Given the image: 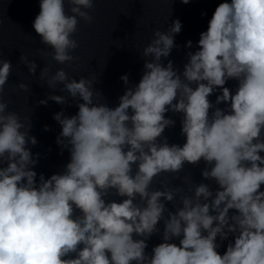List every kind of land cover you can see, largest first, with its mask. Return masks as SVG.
Returning a JSON list of instances; mask_svg holds the SVG:
<instances>
[{"label":"clouds","instance_id":"clouds-1","mask_svg":"<svg viewBox=\"0 0 264 264\" xmlns=\"http://www.w3.org/2000/svg\"><path fill=\"white\" fill-rule=\"evenodd\" d=\"M39 6L32 27L52 50L39 55L73 63L79 47L73 35L80 20L93 23L94 0ZM181 30L176 19L166 31H153L140 52L139 83L128 86L122 75L128 87L114 108L100 102L95 75L77 81L63 68L51 77L42 69L40 79L50 89L62 84L68 96L49 94L38 104L64 105L69 96L83 102L71 117L54 114L61 126L56 143L70 160L62 173L40 174L38 181L39 153L34 157L28 147L37 144L29 135L31 116L8 111L3 96L13 66L0 58V264H264V0L219 3L182 72L172 60L163 63ZM20 61L35 75V62L23 54ZM229 80L238 82L235 94L225 86ZM17 87L29 91L24 83ZM218 90L213 103L209 97ZM169 111L182 114V146L163 136L175 124ZM201 160L202 177L219 186L215 194L205 183L190 187L192 195L163 181L162 189L151 188L161 174ZM112 194L122 201L107 200ZM177 197L181 206L169 211L166 203ZM160 221L163 242L149 254L147 241L160 232Z\"/></svg>","mask_w":264,"mask_h":264}]
</instances>
